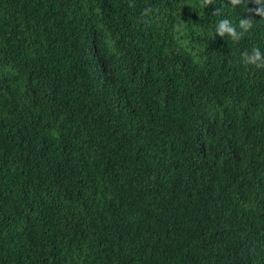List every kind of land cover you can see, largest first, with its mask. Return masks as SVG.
<instances>
[{
	"label": "trees",
	"instance_id": "16d2710c",
	"mask_svg": "<svg viewBox=\"0 0 264 264\" xmlns=\"http://www.w3.org/2000/svg\"><path fill=\"white\" fill-rule=\"evenodd\" d=\"M197 3L0 0V264H264V14Z\"/></svg>",
	"mask_w": 264,
	"mask_h": 264
},
{
	"label": "clouds",
	"instance_id": "9594fccd",
	"mask_svg": "<svg viewBox=\"0 0 264 264\" xmlns=\"http://www.w3.org/2000/svg\"><path fill=\"white\" fill-rule=\"evenodd\" d=\"M247 2L253 3L256 7L254 9L255 15L264 14V0H247ZM212 0H198L196 7L200 9L206 8ZM232 8L241 4L242 0H230ZM150 11L145 9V14ZM253 11V9H249ZM216 15L221 18L215 22L213 30L209 33L213 38L219 36L221 38L228 37L233 42H239L246 34L253 29L252 19L249 16H241L235 22L223 15L219 9L216 10ZM239 63L244 67H253L258 71H264V48L260 46H253L250 49H244L239 52Z\"/></svg>",
	"mask_w": 264,
	"mask_h": 264
}]
</instances>
